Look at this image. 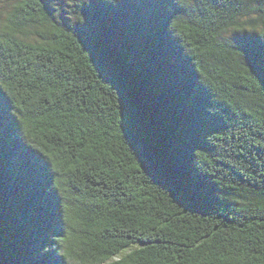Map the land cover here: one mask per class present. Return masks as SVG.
Here are the masks:
<instances>
[{
    "label": "trees",
    "instance_id": "trees-1",
    "mask_svg": "<svg viewBox=\"0 0 264 264\" xmlns=\"http://www.w3.org/2000/svg\"><path fill=\"white\" fill-rule=\"evenodd\" d=\"M52 1L0 0V264H264V0Z\"/></svg>",
    "mask_w": 264,
    "mask_h": 264
},
{
    "label": "rangeland",
    "instance_id": "rangeland-1",
    "mask_svg": "<svg viewBox=\"0 0 264 264\" xmlns=\"http://www.w3.org/2000/svg\"><path fill=\"white\" fill-rule=\"evenodd\" d=\"M48 1H50V2H52V4H55V3H53V1L52 0H48ZM61 2H59V3H57L58 5H60V6H62V8L64 9V10H68V7H67V1H72V0H60ZM74 1H76V2H78L79 0H74ZM75 2V3H76ZM71 4V3H70ZM54 8L55 9H57L58 10V6H54Z\"/></svg>",
    "mask_w": 264,
    "mask_h": 264
},
{
    "label": "snow or ice",
    "instance_id": "snow-or-ice-1",
    "mask_svg": "<svg viewBox=\"0 0 264 264\" xmlns=\"http://www.w3.org/2000/svg\"><path fill=\"white\" fill-rule=\"evenodd\" d=\"M0 103H6V100H4V101H2V102H0Z\"/></svg>",
    "mask_w": 264,
    "mask_h": 264
}]
</instances>
